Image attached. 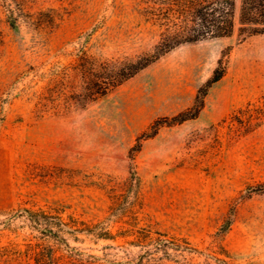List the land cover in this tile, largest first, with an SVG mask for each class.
Wrapping results in <instances>:
<instances>
[{
  "label": "rangeland",
  "instance_id": "obj_1",
  "mask_svg": "<svg viewBox=\"0 0 264 264\" xmlns=\"http://www.w3.org/2000/svg\"><path fill=\"white\" fill-rule=\"evenodd\" d=\"M7 2L25 14L13 24L0 0V264H35L37 242L84 264H138L143 254L264 264V119L245 127L231 117L264 100V33L239 32L241 0L231 37L181 45L87 108L59 113L36 104L47 82L39 70L71 66L83 50L135 57L160 28L142 0ZM221 59L225 74L199 115L173 122ZM79 81L73 73L68 84ZM27 209L54 216L41 222L65 240L42 233Z\"/></svg>",
  "mask_w": 264,
  "mask_h": 264
},
{
  "label": "trees",
  "instance_id": "obj_2",
  "mask_svg": "<svg viewBox=\"0 0 264 264\" xmlns=\"http://www.w3.org/2000/svg\"><path fill=\"white\" fill-rule=\"evenodd\" d=\"M7 1L3 0L9 18L14 24L22 14H25V8L24 5L15 6ZM142 2L144 19L160 28V38L152 49L135 57L124 58L101 57L83 50L78 53L76 62L71 66L58 62L47 71L39 70L38 75L47 78L42 89L36 91V104L40 111L59 113L73 105L77 108H87L173 49L201 40L231 37L236 31L237 0H142ZM239 22L241 34L264 33V0H241ZM225 71L226 67L221 59L212 77L200 88L195 104L175 115L172 121L183 122L197 117L204 107L208 89L224 76ZM73 73L80 77L76 86L68 84ZM231 117L233 121L245 127L260 124L264 119V100L259 103H247ZM160 125L161 123L157 121L156 128ZM26 211L31 221L42 224L43 230H40L42 233L59 243L65 240L49 227V222L45 225L41 222L40 216L49 218L54 216L44 211L28 209ZM37 244H41L42 247L34 256L35 264H84L71 253L57 254L56 247L50 243ZM167 244L168 242H163L162 245ZM156 260L153 256L146 258V254H143L138 264H161Z\"/></svg>",
  "mask_w": 264,
  "mask_h": 264
}]
</instances>
